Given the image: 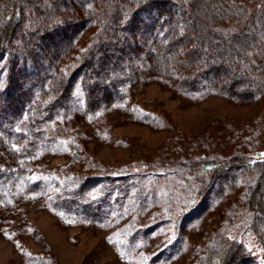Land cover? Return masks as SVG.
I'll use <instances>...</instances> for the list:
<instances>
[{"label":"trees","instance_id":"16d2710c","mask_svg":"<svg viewBox=\"0 0 264 264\" xmlns=\"http://www.w3.org/2000/svg\"><path fill=\"white\" fill-rule=\"evenodd\" d=\"M130 32L150 46L132 45L133 38L126 35ZM132 62L144 66L143 81L174 86L182 95L216 93L239 102L260 100L264 97V0H0V225L15 221L21 206L31 201V191L39 188L29 184L10 195L2 187L7 179L27 174L42 144L74 146L81 141L73 118H59L66 108L63 100L71 99L77 88L88 110L122 101L124 86L131 83L125 70ZM149 112L157 126H166L162 115ZM224 160L206 155L188 165L201 180L215 175L202 184L211 187L219 180V191L236 184L237 188L238 179L246 176V192L237 195L230 213L253 210L250 226L264 248V162L249 161L238 151ZM76 162L80 170L73 168ZM71 165L64 174L57 167L53 173L69 183L56 194V203L72 210L83 206L79 199L94 184L109 182L115 190L123 187L118 181L130 176L91 159L81 144ZM154 172L148 170L147 175L155 177ZM158 178L151 186L158 184ZM199 190L189 202L191 212L201 208L195 207L202 200ZM112 192L106 190L92 204L90 218L106 211L107 205L105 210L101 206ZM114 192L116 198L109 205L128 195L121 189ZM187 212H173L159 222L171 218L169 222L179 224L190 215ZM201 249L195 250L190 264H259L226 230L215 231ZM45 258L44 253L29 255L30 264H51Z\"/></svg>","mask_w":264,"mask_h":264},{"label":"rangeland","instance_id":"374dc122","mask_svg":"<svg viewBox=\"0 0 264 264\" xmlns=\"http://www.w3.org/2000/svg\"><path fill=\"white\" fill-rule=\"evenodd\" d=\"M126 35L133 38L132 45L150 46L141 35ZM141 65L132 62L125 70L131 83L124 86L125 98L111 105L88 110L76 88L71 99L63 100L66 108L60 110L59 118H73L81 141L74 146L42 144L27 174L10 177L2 185L10 195L29 184L39 188L31 191V201L21 206L15 221L0 225V264H30L29 255L38 253H44L51 264H190L195 250L206 246L219 230H226L230 239L240 241L264 264V248L250 226L253 210L240 208L237 215L230 213L237 195L246 192V176L238 179L237 188L236 184L219 191V180L211 187L202 184L215 175L201 180L188 165L206 155L227 162L224 159L237 151L244 152L249 161L264 162V97L239 102L216 93L182 95L174 86L143 81ZM129 107L136 109L128 112ZM149 110L162 115L166 126H157ZM79 144L102 166L130 176L118 181L123 187L115 190L109 182L94 184L79 199L83 206L72 210L56 203V194L69 183L53 169L64 174L65 168L73 167ZM73 168L80 170V163ZM148 170L159 177L157 185L151 186L156 176L147 175ZM119 189L128 195L109 205ZM106 190L113 191L101 206L105 210L107 205L106 211L90 218L92 204ZM198 190L202 200L195 207L201 208L195 213L189 210V202ZM136 192H140L138 198L133 197ZM183 209L191 213L179 224L169 222L171 218L159 222ZM156 220L157 226L149 230Z\"/></svg>","mask_w":264,"mask_h":264},{"label":"snow or ice","instance_id":"6c2138e0","mask_svg":"<svg viewBox=\"0 0 264 264\" xmlns=\"http://www.w3.org/2000/svg\"><path fill=\"white\" fill-rule=\"evenodd\" d=\"M71 223V221H69Z\"/></svg>","mask_w":264,"mask_h":264}]
</instances>
